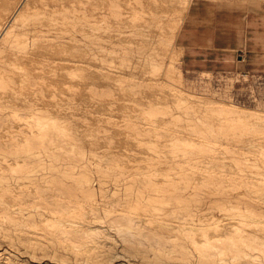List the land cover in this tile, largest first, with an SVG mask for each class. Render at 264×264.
<instances>
[{
  "label": "bare ground",
  "instance_id": "6f19581e",
  "mask_svg": "<svg viewBox=\"0 0 264 264\" xmlns=\"http://www.w3.org/2000/svg\"><path fill=\"white\" fill-rule=\"evenodd\" d=\"M191 7L0 0V264H262L264 108L185 86Z\"/></svg>",
  "mask_w": 264,
  "mask_h": 264
},
{
  "label": "rangeland",
  "instance_id": "374dc122",
  "mask_svg": "<svg viewBox=\"0 0 264 264\" xmlns=\"http://www.w3.org/2000/svg\"><path fill=\"white\" fill-rule=\"evenodd\" d=\"M191 5L176 39L183 55L175 66L182 71L185 86L264 108V0H191ZM18 233L24 234L11 230L10 236ZM37 237L47 241L43 235ZM113 241L119 243L116 237ZM258 252V261L264 264Z\"/></svg>",
  "mask_w": 264,
  "mask_h": 264
},
{
  "label": "crops",
  "instance_id": "0c3cea01",
  "mask_svg": "<svg viewBox=\"0 0 264 264\" xmlns=\"http://www.w3.org/2000/svg\"><path fill=\"white\" fill-rule=\"evenodd\" d=\"M212 43L215 45V41H214V40L212 41ZM185 48H186V49H189V47H187V46H186Z\"/></svg>",
  "mask_w": 264,
  "mask_h": 264
}]
</instances>
